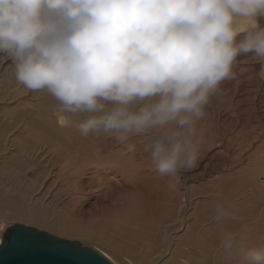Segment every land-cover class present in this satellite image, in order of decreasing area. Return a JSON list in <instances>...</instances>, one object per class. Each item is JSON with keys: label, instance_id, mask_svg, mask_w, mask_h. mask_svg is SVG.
I'll return each instance as SVG.
<instances>
[{"label": "clouds", "instance_id": "obj_1", "mask_svg": "<svg viewBox=\"0 0 264 264\" xmlns=\"http://www.w3.org/2000/svg\"><path fill=\"white\" fill-rule=\"evenodd\" d=\"M264 66V0H0V62L17 82L44 90L59 112L83 118L84 137L104 134L145 151L161 175L198 162V123L238 57ZM221 194L213 220L222 264H264Z\"/></svg>", "mask_w": 264, "mask_h": 264}, {"label": "rangeland", "instance_id": "obj_2", "mask_svg": "<svg viewBox=\"0 0 264 264\" xmlns=\"http://www.w3.org/2000/svg\"><path fill=\"white\" fill-rule=\"evenodd\" d=\"M238 61H239V66L235 69L237 73L236 77L234 79L227 80L222 83L219 91L217 92V94H215L212 97L211 103L206 108V116L198 123L197 140L199 141L198 143L200 144L198 146H201V147H198V162L196 166L192 169L182 171L177 178L170 177L171 184L170 183L168 184L167 182L163 186V183H161V188H158L159 189L158 192L160 193V191H162L161 192L162 194L165 193L164 196L166 195V193H168L167 194L168 196L166 195V198L169 199V195L171 198L168 200V202L164 203L165 206L163 204L161 206L160 205L161 203L159 204L154 203L155 205L158 204L157 206L159 207V209H156L157 206H153L154 211H153V207H151L152 210L148 208L157 217L155 221L144 222L141 220H136L137 223L134 221L130 224V227H133L134 229H137L138 231L141 232V234L143 235L144 241L148 245V246L146 245L145 250L140 249L141 252L144 251L143 257H141V255H138L137 257L132 256V259L140 257V258H143L147 262H158V264H222L219 247L216 244L218 242L216 241L218 239L217 238L218 234L221 231V228L223 227V225H217L216 222L213 220L212 205L218 199V197L220 198L221 193L223 194L225 191L227 195H225L226 197L223 196L224 197L223 202L229 200L228 203L225 202L227 204L224 203L225 207L226 208L229 207L228 208L229 210L232 208L234 212L238 209V206L240 204L232 203L235 201L234 199H232V196L235 195V192L237 191L236 184H234L235 182H232L235 176H230V174H228L229 176L226 178V176H222V175L223 173L225 175V173L228 172V171L226 172V170H229L231 165H232V170H234V167L237 168L236 170H238L242 165L247 163L248 158L246 156L248 155V152L252 153L254 145H257V143L260 142V139L264 137L263 136L264 128H262V126L264 127V66H262V62L260 60L252 56L238 57ZM20 85L21 84H19L15 78V70H14V65L12 64V62L11 61L0 62V144H1L0 149H2V151L4 150L6 156L8 157L7 162L4 164L2 163L4 168L7 167V171L11 176V177L10 176L5 177L6 179L5 182H8V184L6 185L7 187H9L7 188L8 192L11 194H15L18 192L17 189H13L12 183H14L15 181L19 183L21 179L23 180L24 172L28 170L29 175L33 177L32 182L35 186L34 196L36 198H40V201L32 207L37 209V215H39L41 219H43L46 222L49 221V222H53L54 224H60L62 231L66 233V234H62L59 232H54L53 234H56L61 238H65L71 241L77 240L76 242H79L81 246H84V247L87 246L93 249L94 248L99 249L105 252L106 254L108 253L112 256L113 259L116 260L117 264H123V263L129 264L131 262V259L129 257L122 256V254H119L116 251H114L112 248H110L108 243L103 244L101 242H98L96 240H92L91 238H89L88 235L92 233L88 232V224L90 222L93 223V221H98L99 219L98 217H102V215H104L106 212H107L106 214H109L110 217H112V215L116 213V210L121 209V206H127V203L130 202L128 201V199L133 198L131 196L132 195L134 196V193H133L134 186H127L128 188L127 189L124 188L123 190L119 186H117L118 182L119 181L121 182V179L123 178L119 172H116V170L114 172L113 169L114 168L116 169L117 166H120V170H122V174L127 169V172H125L126 173L125 175L127 177L129 175L130 178H132V175H134L133 172H132L133 174L131 173L132 170L134 169L137 170V168H143V169L146 168L147 171H151V174L155 175L156 173L157 175L156 178H154V176L151 175L155 181L153 184H156L157 182L156 185H158V183H160L159 181L160 173L157 171L155 165L151 161L150 154L144 150L146 144L148 143V140L143 137H137V139H134L133 137L129 141V143L134 144V148H135V149L133 148L135 151L134 153L133 150L132 151L128 150L127 144L125 145L124 143H120L116 141L113 137H110V136L107 137V136H104V134H89L87 137H84L76 129V124L80 121V117H81L80 115H76V116H71L72 123H74L75 125L74 126L75 129H73L72 134L76 135L77 140L81 141V145H79V148L81 149V151L78 153L79 157L81 156L80 158L68 160L71 158L70 156H68L67 157L68 159L66 158V160L68 161H65L61 157L56 158V153L55 154H49V152L43 153V151L41 150H39V154L37 155L38 157L30 156V155L28 157L26 153H24L23 151H19L20 149L19 146L20 145L24 146L25 143L29 140L28 143H26L28 145L29 143L34 142L36 138L40 137L38 135H35V130L34 131L31 130V128H33L34 125H36L38 122L40 123L42 122V120L49 121L50 123L54 125L55 124L54 117H55V112L57 108L54 105V103L53 104L47 103L45 101L47 94H48L46 91L42 90L38 93V91H30L26 89L23 85L21 86ZM239 115H241L242 118ZM41 116H42V119H41ZM33 117H35V119ZM258 122L259 124H257ZM236 125L238 128L236 127ZM235 128L237 129V131L239 130L238 133H236L237 131ZM4 129H8V130L4 131ZM260 130H261L262 135L260 134V132H258ZM247 132H249V136ZM41 133H43L42 136L46 134L45 131H42ZM255 133H257V135ZM93 135L95 138H93ZM201 135L203 138L201 137ZM204 136H205V139H204ZM81 137L84 138V140ZM90 137H92V139ZM229 137L230 138L234 137L235 139H233L234 144L228 145L229 147L227 146L228 147L227 148L225 146L227 142L226 141L224 142L223 140H225V138L230 139ZM242 137L244 139H242ZM253 137H255V139H253ZM88 139H91L90 142L88 141ZM241 139L244 142L241 141ZM89 143H91L90 144L91 146L89 145ZM201 143L204 145V147ZM237 143L239 145H242L241 143L246 144L245 146L242 145L243 146L242 150L244 151H242V155H240L241 158L238 155L239 148L238 146H236ZM27 145L26 147L30 148V146H27ZM83 145H86V149L82 147ZM247 145H250V146L247 147ZM44 146L45 147L43 150L48 149L47 147L48 145H44ZM205 147L206 148L210 147V148L208 150L209 151L208 155L205 156L206 158L205 157L203 158V153L202 154L200 153L206 150ZM99 148L100 149L102 148L101 151ZM226 148H227V151H226ZM230 148L232 149L229 150ZM244 148L245 149L248 148V150L245 151ZM124 149L128 150L126 152L124 151L125 154H123V151H122ZM201 149H203V151H201ZM116 150L117 151L121 150L122 152L121 151L120 152L122 154L119 153L120 156L115 155V153H117ZM83 151L87 153L89 152V154H91L93 158L97 156L98 154H101L100 155L101 158L100 157L97 158L101 162H99L96 158H94V161L96 162L95 163L92 160L93 158H91L92 163H90L91 160L89 159L90 162L88 164V161H87L88 154L87 153L85 154ZM15 152H16V155H14ZM17 152H18V155L20 156L17 155ZM129 152H132V154L134 153V155L135 154L137 155V153H140V154L137 155L138 157L136 155L134 157L132 154H129ZM127 153L130 156H128ZM201 155L202 157H200ZM15 156H18V157L16 158ZM21 156L22 158H24V160L21 158ZM117 156H119V158H123V157L127 158L125 156H128L129 157L128 159L131 162L128 159L126 160H128L129 163L128 161L125 162V159L123 158L125 162L124 163L122 159H119ZM242 156H244L245 161H246V162L244 161L245 162L244 164L238 162L239 159H242ZM52 158L53 159L55 158V159L53 160ZM16 159H17V162L14 161ZM25 159L26 161H29V162H26ZM102 160H104V162ZM112 161H115V162H112ZM220 161L222 162V164ZM26 163H28V165ZM29 164H31L32 166L29 167L30 166ZM144 164H145V167H143ZM126 165L127 167L129 166L130 168L129 167L126 168L125 167ZM110 166L113 169L108 168ZM23 167H27V168H23ZM122 167L125 168V171ZM256 169H257V172H256ZM256 169L252 171V176L250 177L251 184L253 180H256L258 176L259 169L258 168ZM40 170H42L41 171L42 173L40 172ZM36 172L41 173L39 174L40 176H38L39 178L37 177V179L35 178L37 176ZM106 172H108L109 174ZM147 173H150V172H147ZM104 174L107 175L108 177L107 179H106V176H104ZM91 175H92V178L90 177V179H88L89 176ZM254 175H255V178H254ZM93 177L97 179H94ZM148 177L147 179H149ZM19 178L20 180L18 182ZM220 178L222 180H219L218 184L214 182L215 179L217 182V180ZM259 178H260L259 183L261 185L260 189L264 190V183L263 184L261 183V182H264V177L260 176ZM91 179L92 180L94 179L96 181L93 182L91 181ZM251 179L253 180L251 181ZM1 180L4 181L3 179ZM88 182L89 184L91 182L93 184H90L91 185L90 186ZM211 182L213 183L212 184L213 186L211 185ZM225 182L228 184L230 183V184L229 185L227 184L226 186ZM221 183L223 185H221ZM85 184L89 186H86L85 188ZM127 184H132V181L127 180ZM216 185L218 186L217 190H216V187H217ZM231 185H232V188H231ZM124 186L126 187V185ZM219 186L220 187L222 186V187L220 188ZM223 188L225 189L223 190ZM211 189L213 190V192L211 191ZM70 192H73V193H70ZM231 192L232 194L233 193L234 194L232 195ZM257 192L255 193L257 194V196H260L262 194L260 191H257ZM36 193L38 194L36 195ZM215 193H217L218 195L220 194V196L216 195ZM181 195H184L187 198V200H190L191 204L194 205L191 210L185 208V205L183 206V204H179V201H180L179 197ZM212 195L214 199H212L213 198ZM215 195L218 196L217 199L215 198L216 197ZM107 199L109 201H107ZM97 200H99V202ZM161 200H162L161 201L162 203L164 202L163 200L167 201V199H164V197ZM93 201L94 203H92ZM96 201L98 202V205H96ZM5 204H10L13 209L12 210L4 209ZM24 204H27V203L25 202ZM246 205H248V202L240 206H246ZM253 205L254 207H256L257 215H258L259 214L258 211H260L261 208L258 210L259 204L257 203H254ZM22 207H23V203L17 199H13V198L10 199L6 197L0 200V213L4 215V219L6 220L5 222L4 221L2 222V224H5V228L12 226L15 223H27L32 226L38 227L39 229H46L45 226L41 225L42 222L37 216H35V218L33 219V222H26L24 218H18L17 211ZM114 209L116 210L114 211ZM160 209H161V213H160ZM8 216H10V218H7ZM255 221L256 219L250 222L255 223ZM181 222L182 224L185 223V226L187 225L186 228L183 227V225L180 226ZM147 223L149 226L147 225ZM249 226H251L250 228H252L251 230L253 231L254 235L252 236L253 241L248 244L250 246H253V245L260 244V243H264V232L262 234L260 233L259 235V232H258L259 231L258 228H260L259 225H257L258 226L257 227L255 223V225L250 224ZM187 227L189 228V230ZM178 228L180 230H176ZM256 229L258 230L257 232H256ZM58 230H60V228H58ZM257 233H258V236H257ZM95 234L99 235L101 233L95 232ZM1 235L2 234H0V239L2 238ZM167 235L172 236V237L169 236V240L171 239L170 241H172V242L169 241L170 242L169 244L171 243L172 244L169 245V247L171 246L170 250L164 256H162L165 250V247L166 246L168 247L167 243H165L166 237L168 238ZM254 238L256 239L258 238V239L256 240ZM254 242H256V244ZM146 254L147 256L145 257Z\"/></svg>", "mask_w": 264, "mask_h": 264}, {"label": "bare ground", "instance_id": "obj_3", "mask_svg": "<svg viewBox=\"0 0 264 264\" xmlns=\"http://www.w3.org/2000/svg\"><path fill=\"white\" fill-rule=\"evenodd\" d=\"M3 73V72H2ZM15 84V83H14ZM13 84V85H14ZM16 85V84H15ZM21 86V85H20ZM42 91V90H41ZM40 91H38V93H39ZM261 94V93H260ZM259 96V95H258ZM261 98V97H260ZM255 99V98H254ZM9 100V99H8ZM47 103H54V105L56 106V108H57V110H56V112H55V124L53 125L52 123H50L49 121H43L42 120V122H38L36 125H34V127L33 128H31V130L32 131H34L35 130V135H38V136H40V137H38V138H36L35 140H34V142H32V143H29L28 145L26 144V143H28V141L25 143V145L24 146H22V145H20L19 147H20V149H19V151H23L24 153H26V155L29 157V155L30 156H37L38 154H39V150H41V151H43V153H46V152H49V154H55L56 153V158L58 157V158H63L65 161H68V160H71V159H77V158H80L79 157V155H78V153L81 151V149L79 148V145H81V141H79V140H77V137H76V135H73L72 134V132H73V129H75L74 128V123H72V117L71 116H69L68 117V122L66 123L65 122V116L63 115V114H61L60 112H59V102L58 101H56L49 93L47 94V97H46V100H45ZM261 101V100H260ZM259 103H261V102H259ZM239 105V104H238ZM256 105V104H255ZM261 105V104H260ZM260 108V107H259ZM210 110V109H209ZM260 110V109H259ZM34 115V114H33ZM30 116V115H29ZM32 116V115H31ZM239 116H241V115H239ZM251 116V115H250ZM262 116V115H261ZM27 118V117H26ZM34 119H35V117H33ZM83 117L81 116L80 117V120L82 119ZM221 118V117H220ZM241 118H242V116H241ZM37 119V118H36ZM41 119H42V116H41ZM259 121H260V119H259ZM19 122V121H18ZM214 122V121H213ZM29 123V122H28ZM260 123H261V121H260ZM210 124V123H209ZM238 124V123H237ZM243 124V123H242ZM257 124H259V122L257 123ZM263 125V124H262ZM244 126V125H243ZM236 127H237V125H236ZM11 128V127H10ZM17 128V127H16ZM238 128V127H237ZM242 128V127H241ZM262 128H264L263 126H262ZM261 128V129H262ZM236 129V128H235ZM6 130H8V129H4V131H6ZM241 130V129H240ZM42 131H45V135L44 136H42V134L43 133H41ZM236 131H237V129H236ZM215 132V131H214ZM239 132V130L236 132V133H238ZM258 132H260V134H261V130L260 131H258ZM5 133V132H4ZM77 133V132H76ZM248 133V136H249V132H247ZM264 133V132H263ZM233 134V133H232ZM256 135H257V133H255ZM254 134V135H255ZM259 134V133H258ZM203 135V134H202ZM202 135H201V137H202ZM241 135V134H240ZM240 135H238V136H240ZM262 135V134H261ZM100 136V135H99ZM104 136H106V135H104ZM242 136H244V135H242ZM253 136V135H252ZM264 136V135H263ZM78 137H80V136H78ZM97 137V136H96ZM101 137V136H100ZM108 137V136H107ZM107 137H105V138H107ZM200 137V138H201ZM256 137V136H255ZM255 137H253V139H255ZM82 138V137H81ZM91 139H92V137H90ZM93 138H95L94 137V135H93ZM104 138V137H103ZM200 138H199V140H200ZM203 138V137H202ZM230 138V137H229ZM239 138V137H238ZM83 140H84V138H82ZM81 139V140H82ZM91 139H88V141L90 142V140ZM107 139H109V138H107ZM106 139V140H107ZM134 139H137V137L135 138L134 137ZM204 139H205V136H204ZM207 139V138H206ZM233 139H235L234 137L233 138H230V139H227V138H225V140H223L224 142L226 141L227 143H226V147L228 146V145H230V144H234L233 142ZM240 139V138H239ZM242 139H244L243 137H242ZM241 139V141H243ZM106 140H104V141H106ZM113 140V139H112ZM142 140V139H141ZM134 141V140H133ZM137 141V140H136ZM135 141V142H136ZM147 141V140H146ZM218 141V140H217ZM247 141V140H246ZM19 142H20V140H19ZM95 142H96V140H95ZM98 142H99V140H98ZM199 142V141H198ZM235 142H236V140H235ZM244 142V141H243ZM251 142V141H250ZM255 142H257V141H255ZM259 142V141H258ZM92 143V142H91ZM91 143H89V145L91 144ZM94 143V142H93ZM110 143V142H109ZM134 143V142H133ZM247 143V142H246ZM98 144V143H97ZM132 144V143H131ZM136 144V143H135ZM202 144V143H201ZM242 145H246V144H243V143H241ZM1 145V144H0ZM10 145V144H9ZM26 145L27 146H30V148H28V147H26ZM44 145H48L47 147H48V149H45V150H43L44 149ZM89 145H88V147H89ZM116 145V144H115ZM126 145V144H125ZM134 145V144H133ZM198 145H200L199 143H198ZM203 145V144H202ZM242 145H239L238 143H237V145L236 146H238V152H239V157H240V155H242V151H244V150H242L243 148V146ZM91 146V145H90ZM101 146V145H100ZM99 146V147H100ZM119 146H120V144H119ZM122 146V145H121ZM210 146V145H209ZM215 146V145H214ZM218 146V145H217ZM250 145H247V147H249ZM81 147V146H80ZM82 147H84L85 149H86V145H83ZM103 147V146H102ZM198 147H201V146H198ZM203 147H204V145H203ZM229 147V146H228ZM227 147V148H228ZM2 148V147H1ZM122 148V147H121ZM123 148H124V146H123ZM206 148V147H205ZM210 148V147H209ZM209 148H206V150L204 151V152H201V151H203V149H201V153L200 154H202L203 153V158L205 157V156H207L208 155V153H209ZM227 148H226V151H227ZM237 148V147H236ZM97 149V148H96ZM100 149V148H99ZM102 149V148H101ZM101 149H100V151H101ZM118 149V148H117ZM126 149V148H125ZM122 150L123 151V154H125L124 153V151L126 152V151H128V150ZM135 149V148H134ZM134 149H133V151H134ZM143 149V148H142ZM141 149V150H142ZM200 149V148H199ZM232 148H230L229 150H231ZM245 149V148H244ZM251 149V148H250ZM249 149V150H250ZM89 150V149H88ZM113 150V149H112ZM246 150H248V148L247 149H245V151ZM18 151V152H19ZM40 151V152H41ZM97 151V150H96ZM99 151V150H98ZM109 151V150H108ZM107 151V152H108ZM111 151V150H110ZM121 151V150H120ZM120 151H117L116 150V152L117 153H115V155H119V153L120 154H122ZM144 151V150H143ZM18 152H17V155H18ZM84 152V151H83ZM85 154L87 153V152H84ZM91 153V152H90ZM93 153V152H92ZM104 153V152H103ZM134 153H135V151H134ZM134 153L132 154V152H129V154H132L134 157H135V155H134ZM88 155V164H89V162H90V160H91V158H93V156L91 155V154H89V152L87 153ZM96 154H98V153H96ZM112 154V153H111ZM128 154V153H127ZM128 154V156H130ZM140 153H137V155H139ZM228 154V153H227ZM14 155H16V152H15V154ZM72 155V156H71ZM101 154H98L97 156H95L94 158H101V156H100ZM113 155V154H112ZM114 155V156H115ZM136 155V156H137ZM149 155V154H148ZM235 155V154H234ZM18 156H20V155H18ZM18 156H15L16 158L18 157ZM50 156V155H49ZM68 156H70L71 158L70 159H68L67 157ZM120 156V155H119ZM119 156H117L118 158H119ZM123 156V155H122ZM128 156H125V157H127V158H124L125 159V162L126 161H128L129 159V157ZM133 156H131V157H133ZM233 156V155H232ZM38 157V156H37ZM43 157V156H42ZM108 157V156H107ZM107 157H106V159H107ZM138 157V156H137ZM200 157H202V155L200 156ZM222 157V156H221ZM238 157V156H237ZM247 158H248V162L247 163H245L246 161H245V158H244V156H242V159H239L238 160V162L239 163H245L244 165H242L238 170H236L237 168H235L234 167V170H232V165H231V167L229 168V170H226V172L227 173H225V175H224V173H223V175L222 176H226V178L229 176L228 174H230V176H235V178H233V181L232 182H235L234 184H236V188H237V191L235 192V195H233L232 194V192H231V194L233 195H231L232 196V199H234L235 201L234 202H232V203H236V204H240V205H243V204H245V203H247L248 202V205H246V206H238V209L235 211V212H237V213H235V219L236 220H234L233 222H232V227H234L237 231H239L246 239H247V242L248 243H250V242H252L253 241V238H252V236L254 235V233H253V231L251 230L252 228H250L251 226H249L250 224H253V225H255V223H256V226L257 225H259V227L260 228H258L259 229V231L256 229V232L258 231L259 232V235H260V233L262 234L263 232H264V190L263 189H260L261 188V185H260V183H259V180H260V176H262V177H264V137H262V139H260V142L259 143H257V145H254V148H253V152L252 153H249L248 152V155L246 156ZM7 156H6V154H5V152H4V150L2 151V149H0V200H2L3 198H6V197H8V198H10V199H17V200H20L22 203H23V207L22 208H20L18 211H17V216H18V218H24L25 220H26V222H33V219L35 218V216H37L40 220H41V225H43V226H45V228L46 229H41V230H45V231H48V232H50V233H54V232H59V233H62V234H66L64 231H62V228H61V226H60V224H54L53 222H46V221H44L43 219H41L40 217H39V215H37V209H35V208H33L32 206H34L36 203H38L39 201H40V198H36L35 196H34V184H33V182H32V180H33V177H31L30 175H29V172H28V170H26L25 172H24V176H23V180L21 179V181L19 182V180H20V178L18 179V182L19 183H17L16 181L14 182V183H12V186H13V189H17L18 190V192L17 193H15V194H11V193H9L8 192V189L7 188H9V187H7L6 185L8 184V182H5V177L7 176H10V174L8 173V171H7V167L6 168H4L3 167V165H2V163L4 164V163H6L7 162ZM14 158V157H13ZM21 158H22V156H21ZM41 158V157H40ZM66 158L68 159V160H66ZM94 158L92 159L93 160V162H95L94 161ZM111 158V157H110ZM123 158H119V159H122V161L124 162V160H123ZM149 158V157H148ZM206 158V157H205ZM241 158V157H240ZM23 160H24V158H22ZM48 159V158H47ZM46 159V160H47ZM49 159H50V157H49ZM53 159V158H52ZM55 159V158H54ZM53 159V160H54ZM62 159V160H63ZM90 159V160H89ZM103 159V158H102ZM106 159H105V161H106ZM116 159V158H115ZM118 159V160H119ZM126 159H128V160H126ZM211 159V158H210ZM222 159H224V158H222ZM22 160V161H23ZM45 160V161H46ZM92 160H91V162L90 163H92ZM98 160V159H97ZM117 160V161H118ZM134 160V159H133ZM232 160V159H231ZM235 160V159H234ZM233 160V161H234ZM14 161H16L17 162V159L16 160H14ZM19 161V160H18ZM20 161H21V159H20ZM25 161H26V159H25ZM35 161V160H34ZM38 161V160H37ZM44 161V162H45ZM77 161V160H76ZM84 161V160H83ZM99 162H101L100 160H98ZM103 162H104V160H102ZM116 161V160H115ZM115 161H112V162H115ZM120 161V160H119ZM118 161V162H119ZM130 161V160H129ZM129 161H128V163H129ZM135 161V160H134ZM148 161V160H147ZM222 161V160H221ZM220 161V162H221ZM245 161V162H244ZM26 162H29V161H26ZM52 162V161H51ZM55 162V161H54ZM122 162V163H123ZM124 162V163H125ZM131 162V161H130ZM136 162V161H135ZM224 162H226V161H224ZM223 162V163H224ZM24 163V162H23ZM35 163V162H34ZM96 163V162H95ZM98 163V162H97ZM120 163V162H119ZM134 163V162H133ZM149 163V162H148ZM235 163H236V161H235ZM27 165H28V163H26ZM32 164H33V162H32ZM42 164V163H41ZM66 164V163H65ZM146 164V163H145ZM145 164H144V166L143 167H145ZM221 164H222V162H221ZM238 164V163H237ZM236 164V165H237ZM27 165H25V166H27ZM30 166L29 167H31L32 165L31 164H29ZM104 165V164H103ZM112 165H113V163H112ZM125 165V164H124ZM132 165V164H131ZM150 165V164H149ZM152 165V164H151ZM234 165V164H233ZM45 166V165H44ZM43 166V167H44ZM90 166V165H89ZM135 166V165H134ZM35 167V166H34ZM38 167H40V166H38ZM42 167V168H43ZM126 168H128L127 167V165L125 166ZM138 167H140V166H138ZM146 167H147V165H146ZM152 167V166H151ZM23 168H27V167H23ZM41 168V169H42ZM84 168V167H83ZM96 168V167H95ZM98 168V167H97ZM108 168H112L111 166L110 167H108ZM123 169H124V171H125V168L124 167H122ZM130 168V167H129ZM154 168V167H153ZM256 168H258L259 169V172H258V176H257V178H256V180H253V179H251V181L253 180V182H252V184L250 183V177L252 176V171H254ZM101 169V168H100ZM113 169V168H112ZM132 169V168H131ZM51 170V169H50ZM84 170V169H83ZM114 170V172H115V170H116V172H119L120 173V175L123 177H121L122 179H121V182L119 181L118 182V184H117V186H119L122 190L124 189V188H128L127 186H134V196L132 195L131 196V194H130V196L131 197H133V198H131V199H128V201H130V202H128L127 203V206H121V209H118V210H116V209H114V211L116 210V213L115 214H113L112 215V217H110V215L109 214H104V215H102V217H98L97 219H98V221H93V223H89L88 224V232H90V233H92V234H90V235H88V237L89 238H91L92 240H96V241H98V242H101V243H103V244H107L108 243V245L110 246V248H112L114 251H116L117 253H119V254H122V256H126V257H129L130 259H131V262L133 263V264H158V262H147V261H145L143 258H140V257H138V258H133L132 259V256H134V257H137L138 255H141V257H143L144 256V251H140V249H142V250H145V248H146V245H147V243L144 241V238H143V235L141 234V232L140 231H138L137 229H134L133 227H130V224L132 223V222H136V220H141V221H144V222H146V221H155L156 220V216L154 215V213L153 212H151V210H152V208L151 207H153V206H157L159 203H161L160 205L162 206V204L164 205V203H166V202H168V200L171 198L170 197V195H169V199L168 198H166V195L168 194V193H166V195L164 196V194L165 193H161L162 191H160V193L158 192V188H161V183H163V186L168 182V184L170 183L171 184V178L169 177V176H166V175H159V181H160V183H158V185H156L157 184V182H156V184H153L155 181H154V178H156L157 177V175H156V173H155V175L154 174H151V171H147L146 170V168H137V170L136 169H134V170H132L131 171V173L133 172L134 173V175H132V178H130V176L128 175V177L125 175L126 173L125 172H127V169H126V171L125 172H123V174H122V170H120V166H117V168L115 169H113ZM42 170H40V172H41ZM95 171H96V169H95ZM129 171V170H128ZM158 171V170H157ZM232 171V172H231ZM147 172H150V173H147ZM217 172V171H216ZM251 172V173H250ZM256 172H257V169H256ZM37 174V176L35 177L36 179H37V177L38 176H40L39 174H41V173H38V172H36ZM103 173H104V171H103ZM106 173H108V172H106ZM105 173V174H106ZM111 173V172H110ZM118 173V174H119ZM132 173V174H133ZM205 173V172H204ZM19 174V173H18ZM104 174V176H106V179L108 178L107 177V175H105ZM109 174V173H108ZM150 174V175H149ZM255 174V173H254ZM149 177H148V176ZM151 175H153L154 176V178L151 176ZM256 175V174H255ZM255 175H254V178H255ZM14 176V175H13ZM16 176V175H15ZM42 176V175H41ZM67 176V175H66ZM94 176H96V175H94ZM110 176V175H109ZM117 176V175H116ZM11 177V176H10ZM90 177L92 178V175L91 176H89V178L88 179H90ZM147 177L149 178V179H147ZM221 177V176H220ZM39 178V177H38ZM69 178V177H68ZM87 178V177H86ZM85 178V179H86ZM94 178V177H93ZM115 178V177H114ZM127 179V180H130V181H132V184H127V180H125V179ZM219 178V177H218ZM1 179H3L4 181H2ZM70 179H72V178H70ZM94 179H97V178H94ZM92 180L91 179V181H96V180ZM217 179V178H216ZM216 179H215V183H217L218 184V181L219 180H222L221 178L220 179H218L217 180V182H216ZM263 179V178H262ZM262 179H261V181H262ZM17 180V179H16ZM87 180V179H86ZM116 180V179H115ZM199 180V179H198ZM214 180V179H213ZM229 180V179H228ZM257 180H258V182H257ZM9 181H10V179H9ZM83 181H84V179H83ZM105 181V180H104ZM114 181V180H113ZM165 181V182H164ZM260 181V182H261ZM30 182V183H29ZM72 182V181H71ZM79 182H80V180H79ZM89 182H90V180H89ZM89 182H88V184H89ZM99 182V181H98ZM97 182V183H98ZM117 182V181H116ZM222 182V181H221ZM226 182H228V181H226ZM225 182V183H226ZM230 182V181H229ZM10 183V182H9ZM67 183V182H66ZM83 183V182H82ZM87 183V182H86ZM215 183H214V185H215ZM262 184L264 183V182H261ZM64 184V183H63ZM70 184V183H69ZM90 184H93L92 182L90 183ZM89 184V185H90ZM122 184H123V186H122ZM213 183L211 182V185H212ZM227 184L228 183H226V186H227ZM230 184V183H229ZM228 184V185H229ZM233 184V185H234ZM11 185V184H10ZM67 185V184H66ZM65 185V186H66ZM71 185V184H70ZM89 185H87V184H85V188H86V186H89ZM102 185V184H101ZM104 185V184H103ZM124 185H126V187L124 186ZM173 185V184H172ZM220 185V184H219ZM221 185H223L222 183H221ZM91 186V185H90ZM168 186V185H167ZM171 186V185H170ZM213 186V185H212ZM217 186V185H216ZM215 186V187H216ZM235 186V185H234ZM234 186H233V188H234ZM220 187V186H219ZM222 187V186H221ZM220 187V188H221ZM224 187V186H223ZM75 188V187H74ZM103 188V187H102ZM117 188V187H116ZM130 188V187H129ZM152 188H154V189H152ZM206 188V187H205ZM214 188V187H213ZM212 188V189H213ZM217 188H218V186L216 187V190H217ZM228 188H230V187H228ZM231 188H232V185H231ZM263 188V187H262ZM83 189V188H82ZM105 189V188H104ZM110 189V188H109ZM112 189V188H111ZM156 189H157V191H156ZM211 189V191L213 192V190ZM225 188H223V190H224ZM77 190V189H76ZM153 190H155V191H153ZM215 190V191H216ZM222 190V189H221ZM64 191V190H63ZM89 191V190H88ZM115 191H117V190H115ZM214 191V192H215ZM219 191V190H218ZM230 191V190H229ZM257 191H260L262 194L260 195V196H257V194H255ZM92 192V191H91ZM164 192V191H163ZM209 192H210V190H209ZM234 192V191H233ZM70 193H73V192H70ZM76 193V192H75ZM80 193V192H79ZM85 193V192H84ZM105 193V192H104ZM109 193V192H108ZM115 193V192H114ZM129 193V192H128ZM195 193V192H194ZM218 193H220V192H218ZM225 193V194H224ZM224 193L222 194L223 196H225V195H227L226 194V192L224 191ZM258 193V192H257ZM38 193H36V195H37ZM216 195H218L217 193H215ZM72 195V194H71ZM173 195V194H172ZM197 195V194H196ZM215 195V196H216ZM74 196V195H73ZM113 196V195H112ZM130 196H129V198H130ZM168 196V195H167ZM218 196H220V194L218 195ZM218 196H216L215 198L217 199V197ZM163 197H164V199H167V201L166 200H163L164 202L162 203L161 201V199H163ZM198 197V196H197ZM212 197H213V195H212ZM226 197V196H225ZM96 198H98V197H96ZM104 198H106V197H104ZM128 198V197H127ZM180 199V201H179V204H183V206L185 205V208H187V209H189V210H191L192 208H193V206L194 205H192L191 204V201L190 200H187V198L184 196V195H181L180 197H179ZM219 198V197H218ZM109 199V198H108ZM107 199V201H109ZM111 199V198H110ZM125 199V198H124ZM123 199V200H124ZM201 199V198H200ZM212 199H214V197L212 198ZM103 200V199H102ZM226 200H228V199H226ZM98 202H99V200H97ZM96 201V205H98V202ZM125 201V200H124ZM188 201V202H187ZM229 201V200H228ZM228 201H225V202H227L228 203ZM27 203V204H24V203ZM126 202V201H125ZM124 202V203H125ZM224 202V203H225ZM252 202V203H251ZM84 203V202H83ZM92 203H94V201L92 202ZM102 203V202H101ZM105 203V202H104ZM156 203H158L157 205H155ZM227 203H225V204H227ZM230 203V202H229ZM254 203H257V204H259L258 205V210L260 209V211H258L259 212V214L257 215V209H256V207H254ZM154 204V205H153ZM194 204H195V202H194ZM26 205V206H25ZM111 205V204H110ZM103 206V205H102ZM160 206V207H161ZM165 206V205H164ZM163 206V207H164ZM179 206V205H178ZM226 206H228V205H226ZM94 208V207H93ZM148 208H150L151 210H149ZM167 208H169V207H167ZM229 208V207H228ZM227 208V209H228ZM4 209H7V210H12L13 208H12V206L10 205V204H5V206H4ZM156 209H159V207L157 206V208ZM155 209V210H156ZM181 209V208H180ZM179 209V210H180ZM93 210V209H92ZM95 210H96V208H95ZM153 211H154V207H153ZM234 211V210H233ZM119 212V213H118ZM156 212V211H155ZM189 212V211H188ZM187 212V213H188ZM160 213H161V209H160ZM211 216V215H210ZM194 217V216H193ZM7 218H10V216H8ZM185 218V217H184ZM254 219H256V221H255V223H252V222H250V221H252V220H254ZM96 220V219H95ZM5 222L6 220L4 219V215H2L1 213H0V234H2L1 236H2V238L0 239V245H1V243H2V239H3V235H4V233H5V231H6V229L8 228H5V224H2V222ZM91 221V220H90ZM182 221V220H181ZM195 221V220H194ZM183 222V221H182ZM182 222H181V225L180 226H182L183 225V227H185L186 228V226H185V223L184 224H182ZM197 222V221H196ZM137 223V222H136ZM22 224H25V225H30V224H27V223H22ZM150 224V223H149ZM189 224V223H188ZM217 224V223H216ZM147 225H148V223H147ZM191 225V224H190ZM218 225V224H217ZM32 226V225H31ZM132 226V225H131ZM146 226V225H145ZM149 226V225H148ZM189 226V225H188ZM206 226V225H205ZM255 226V227H256ZM10 227V226H9ZM141 227V226H140ZM253 227V226H252ZM258 227V226H257ZM58 228H60V230H58ZM181 228V227H180ZM188 228V227H187ZM191 228V227H190ZM206 228V227H205ZM254 228V227H253ZM207 229V228H206ZM86 230V229H85ZM147 230V229H146ZM176 230H180L179 228L178 229H176ZM175 230V231H176ZM182 230H184V229H182ZM188 230H189V228H188ZM254 230V229H253ZM60 231H62V232H60ZM172 231V230H171ZM95 232H100L101 234H99V235H97V234H95ZM210 232V231H209ZM255 232V231H254ZM167 233H169V232H167ZM172 233V232H171ZM176 233V232H175ZM191 233V232H190ZM54 235H56V234H54ZM157 235H158V233H157ZM56 236H58V235H56ZM145 236V235H144ZM168 236V235H167ZM169 236H171V235H169ZM169 236H168V238L166 237V241H165V243H167V245H168V247L166 246V244H165V246L167 247H165V250H164V252H163V254H162V256H164L169 250H170V247H169V245H171V244H169L170 242H172V241H170L169 240ZM175 236V235H174ZM180 236V235H179ZM191 236V235H190ZM256 236V235H255ZM257 236H258V233H257ZM59 237V236H58ZM172 237V236H171ZM178 237V236H177ZM200 237H202V236H200ZM261 237V236H260ZM259 237V238H260ZM218 238V237H217ZM178 239V238H177ZM187 239V238H186ZM254 239H256V238H254ZM258 239V238H257ZM256 239V240H257ZM261 239V238H260ZM165 240V239H164ZM262 240V239H261ZM77 241V240H76ZM170 241V242H169ZM182 241V240H181ZM186 241V240H185ZM177 242V241H176ZM217 242V241H216ZM259 242V241H258ZM188 243V242H187ZM186 243V244H187ZM191 243V242H190ZM255 244H256V242H254ZM150 244V243H149ZM217 245H218V243H216ZM252 245V244H251ZM148 246V245H147ZM189 246V245H188ZM254 246V245H253ZM95 249V248H94ZM204 249V248H203ZM95 250H97V251H99L100 253H102L104 256H106L108 259H110V261H112L114 264H117L116 263V260L115 259H113L112 258V256L110 255V254H106L105 252H103V251H101V250H99V249H95ZM206 250V249H205ZM147 256V254L145 255V257ZM161 256V257H162ZM151 257H152V255H151ZM115 261V262H114ZM129 263V264H132V263ZM146 262V263H145ZM124 264V263H123Z\"/></svg>", "mask_w": 264, "mask_h": 264}, {"label": "water", "instance_id": "obj_4", "mask_svg": "<svg viewBox=\"0 0 264 264\" xmlns=\"http://www.w3.org/2000/svg\"><path fill=\"white\" fill-rule=\"evenodd\" d=\"M0 264H113L99 251L38 227L15 223L0 245Z\"/></svg>", "mask_w": 264, "mask_h": 264}]
</instances>
